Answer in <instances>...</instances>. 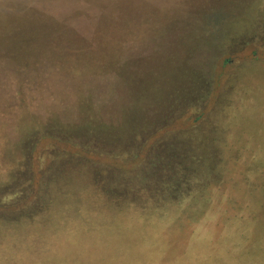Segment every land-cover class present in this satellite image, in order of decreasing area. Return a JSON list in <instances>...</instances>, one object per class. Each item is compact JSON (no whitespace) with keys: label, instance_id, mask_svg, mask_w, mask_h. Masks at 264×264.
Returning a JSON list of instances; mask_svg holds the SVG:
<instances>
[{"label":"rangeland","instance_id":"obj_1","mask_svg":"<svg viewBox=\"0 0 264 264\" xmlns=\"http://www.w3.org/2000/svg\"><path fill=\"white\" fill-rule=\"evenodd\" d=\"M203 1L0 0V165L4 170L16 164L11 145L17 139L15 122L21 116L41 123L48 119L75 122L83 108L92 104L95 116L106 121L118 119L120 94L110 86L113 73L75 77L52 66L37 52L35 64L28 63V56L26 61L14 58L34 47L50 48L54 32H74L94 47L96 31L106 27L102 19L117 24L108 29L120 27L118 22L125 17L133 22L128 27L135 37L122 42L119 65L128 62L137 79L149 75L152 67L164 66L173 53L186 57L188 66L211 84L205 110H212L223 94L225 109L219 118L228 125L223 174L208 189V205L201 217L176 224L156 237L146 235L143 241L138 234L118 238L125 245L116 244V234L110 233L119 211L109 207L88 209L95 235L87 233L84 226L78 229V224H70L73 218L84 217L82 208L68 207L51 219L46 216L25 224L14 221L6 227L3 222L0 264H264V0H254L253 9L262 25L232 48L215 37L218 28H227L230 23L231 1L198 4ZM236 1L245 7L250 0ZM200 15L210 24L220 22L209 29V35L214 36L210 37L211 46L198 44L193 48L186 37L197 31ZM172 17L171 26L155 25L159 30L154 26L149 31L136 28V24H149L146 19L165 21ZM61 39L54 47L64 53L60 60L65 65L71 45L64 36ZM12 46L23 50L7 55L4 47ZM79 54L78 65L86 61L85 51ZM196 116L193 108L183 109L175 123L188 125ZM54 142L41 139L39 145L68 146ZM38 164L35 159L36 169ZM54 228L72 234L60 235ZM31 233H39L43 239L38 236L37 243ZM104 234L110 236L102 237Z\"/></svg>","mask_w":264,"mask_h":264},{"label":"trees","instance_id":"obj_2","mask_svg":"<svg viewBox=\"0 0 264 264\" xmlns=\"http://www.w3.org/2000/svg\"><path fill=\"white\" fill-rule=\"evenodd\" d=\"M230 1V23L227 28H218L215 37L232 48L262 23L253 14L254 0L245 7L236 0ZM204 2L198 4L205 5ZM104 20L101 23L106 27L96 31L94 47L70 31L66 35L50 33V48L34 47L22 52L16 46L4 47L7 55L21 51L14 58L26 61L28 56L29 64L37 62V52L48 58L52 66L75 77L113 73L110 86L118 89L120 105L115 121L95 116L93 105L88 104L75 122L48 119L41 123L34 117L27 120V116L15 122L17 139L11 146L16 167L4 170L0 165L1 225L4 222L7 227L14 221L25 224L46 216L51 219L55 212L68 207L82 208L84 217L73 218L70 224H78V229L84 226L87 233L95 235L88 209L109 207L119 211L110 233L116 234V244L125 245L118 238L138 234L143 241L146 235L156 237L171 231L176 224L205 214L208 189L221 179L226 157L228 125L219 118L225 109L223 94L212 110H205L211 84L188 66L186 57L177 53L171 54L164 66L152 67L149 75L137 79L128 62L119 65L122 42L135 37L128 27L133 22L125 17L118 22L120 27L108 29L110 24H117ZM198 20L197 31L190 32L186 42L193 48L198 44L211 46L214 36L209 35V29L217 27L220 20L210 24L201 15ZM146 22L149 24H134L149 31L152 26L158 29V24L171 26L174 20L153 18ZM62 36L71 45L65 65L60 60L64 53L54 47L63 40ZM83 51L86 61L78 65L79 53ZM188 108H193L197 116L188 125H176L178 115ZM41 139L56 144L66 142L68 146L65 149L59 143L57 148L49 143L40 147ZM35 159L39 162L37 169ZM57 231L60 235L72 234ZM38 236L41 235L31 233L37 243ZM107 236L110 235H102Z\"/></svg>","mask_w":264,"mask_h":264}]
</instances>
